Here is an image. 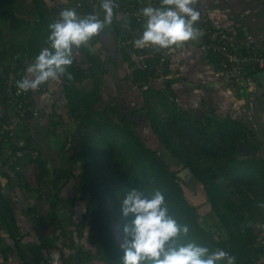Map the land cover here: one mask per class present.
Returning a JSON list of instances; mask_svg holds the SVG:
<instances>
[{"label":"trees","instance_id":"obj_1","mask_svg":"<svg viewBox=\"0 0 264 264\" xmlns=\"http://www.w3.org/2000/svg\"><path fill=\"white\" fill-rule=\"evenodd\" d=\"M26 1L0 0V104L7 112L12 107L7 103L8 95L4 91L6 80L11 75L17 81L22 79L27 62H33L43 48L50 47L48 26L57 20L62 11L60 3L50 6L48 0H32L35 10L31 12V18L26 19L19 7ZM99 9L103 10L100 3L90 6L84 4L80 8V14L87 12L97 15ZM21 26L32 29L31 36L23 42L12 37ZM110 27H114L118 35L123 33L119 15H115ZM136 28L144 30L142 23L136 24ZM199 39L197 42L202 44ZM128 48H131L130 52L134 57L129 55ZM128 48L124 49L125 59L133 57L131 65L136 64L137 60H140L141 65L140 68L135 66L124 80L136 85L142 92L144 107L129 114H120L118 120L108 113L111 106L101 110L99 106L103 102L106 61L91 46L81 47L79 49L85 53L91 65L86 69L81 67L73 53L74 62L69 71L74 79L69 81L66 77H61L63 94L72 119L70 123L74 126L69 137L72 144L64 143L63 146L66 151L71 149V152L75 148V138H80L79 150L65 159V164L58 166L51 164L41 151L36 158L29 153L20 158L17 151L21 147L16 143L5 147L2 140L0 176L6 177L12 185L13 174L24 181L16 170L19 165L26 166V160H33L38 164V191L42 193L48 188L53 193L51 211L47 216L39 217L37 207L33 205L27 212L34 223L59 224L58 239L63 240L58 247L61 264H92L98 257L104 264H123L124 252L122 244L116 239L113 224L119 223L125 237L124 227L130 225L135 216H123V199L133 187L143 191L149 198L157 190L162 192L170 215L179 224L187 225L190 229L187 236L181 234L182 243L195 242L211 251L222 249L236 258V264H264L260 262L264 256V157L261 154L264 142L255 135L251 136L240 119L207 118L199 113L189 112L175 101L174 97L179 96L172 87L174 81L167 77L170 59H167L166 52L159 50L156 57H151L147 55L145 48ZM213 58L221 71L219 59L214 55ZM158 63L164 66L163 73L158 76H154V69L143 67V64ZM159 79L162 81L160 85L157 83ZM85 80L91 81V89L83 86ZM40 87L49 90L48 83ZM53 107L56 108V104ZM136 113L147 115L159 142L182 162L187 173L190 172V175H194L203 184L211 208L220 219L221 229L226 237L217 238L214 232L201 225L198 209L185 196L180 183L181 174L171 170L163 155L149 147L135 131V121L130 118V114ZM12 114L19 119V113L11 109L8 117L0 115V121L18 123L17 138L24 139L26 147L34 149L36 142L31 122L41 117L27 114L20 118L23 122L19 123ZM62 117L64 116H58L54 110L48 116L45 126L55 133L56 125L64 120ZM203 118H207V122ZM240 140L248 143V153L252 158H238L241 153ZM6 151L10 153L7 154ZM77 163L83 164L80 174L75 169ZM73 181H76L73 186L75 194L65 196L64 188ZM85 200L84 212H78V204ZM67 207L71 211L65 213L64 220L61 210ZM17 217L11 197L0 189V222L16 246L21 260L19 264H48L52 253L49 236L37 230L35 235L31 232L34 242L28 244V249H24L25 235L20 232ZM84 237L88 238L90 248L82 242Z\"/></svg>","mask_w":264,"mask_h":264},{"label":"clouds","instance_id":"obj_2","mask_svg":"<svg viewBox=\"0 0 264 264\" xmlns=\"http://www.w3.org/2000/svg\"><path fill=\"white\" fill-rule=\"evenodd\" d=\"M199 2L160 0L158 7L142 8L144 30L134 40V46L172 50L197 40L202 35L197 26L201 19ZM101 7L102 19L96 14L81 16L71 8L58 14L59 18L48 26L50 47L43 48L27 66L23 78L16 82L17 94L37 90L50 81L60 82L61 77L74 79L69 71L74 62V48L90 47L92 39L112 25L118 5L115 0H102ZM122 213L124 217L135 216L124 227L123 264H236V258L222 249L211 251L195 242L182 243L181 234L187 236L190 229L170 215L165 196L159 190L149 198L138 188L129 189Z\"/></svg>","mask_w":264,"mask_h":264},{"label":"rangeland","instance_id":"obj_3","mask_svg":"<svg viewBox=\"0 0 264 264\" xmlns=\"http://www.w3.org/2000/svg\"><path fill=\"white\" fill-rule=\"evenodd\" d=\"M74 1V2H73ZM50 6L57 5L58 2L61 4V9L64 10L66 8L74 9L79 15L82 16L81 13V6H79L77 0H48ZM77 2V3H76ZM23 10L30 11V14L26 15V18L31 16V12L35 10V4H33L32 0H27L22 5ZM58 16V15H57ZM59 16L57 17V19ZM104 31H102L100 34H98L96 37H94L90 43V46H92L93 41H97L98 39L101 41V37L105 39L103 36ZM113 33V32H112ZM121 46V45H120ZM94 49L100 50L101 46L99 45V41L97 42V45L93 47ZM113 48L117 52L115 55V62L114 61H108L106 60V68L107 73L104 75L105 77V87L103 90V102L99 106V108L106 109L108 106H111L112 109L108 110V113L116 120H118V115L123 114H129L132 113L134 108V104H132V100L138 104V100L136 99L135 95L137 92L136 86H133L129 88L127 86V82L123 81L121 77L123 75L121 74L122 71H127L126 67L122 66V63L125 65V63L122 61L124 59V55L122 54V49L118 46H113ZM73 53L76 56L77 63L83 68H88L91 63L88 61L85 53L81 51L80 49L73 50ZM187 68H191L189 66H186ZM124 72V73H125ZM173 73V72H172ZM121 75V76H120ZM225 76V75H224ZM227 80L229 78L225 76ZM160 80V79H159ZM158 80V81H159ZM161 81V80H160ZM157 82L162 84L161 82ZM231 81V80H229ZM130 83V82H128ZM255 84V83H254ZM253 84V85H254ZM83 86L87 89H91L92 84L90 80H85L83 82ZM257 87V86H256ZM62 92L61 97H54L52 104H56V108L49 107L48 116L56 111V114L58 116L63 115L62 120L60 124L56 125V132L53 133L47 129L46 126H39V122L36 120H33L31 124L37 126V128L33 129V134L35 135V142L34 144L35 148L30 149L27 148V153L31 154L32 157L36 158L38 157V152L41 151L44 156H46L49 160V162L53 165H62L65 164V159L69 158L70 155H73L79 150V144H80V138H75V148L70 152L66 151L67 149L63 146L64 143L67 145H71L72 141L69 139L71 134L74 131V126L71 125L72 119L69 116V107L67 104V100L64 97V90L63 88L60 89ZM247 90L252 91V85L247 86ZM250 91V92H251ZM253 92V91H252ZM257 93V92H256ZM189 95V94H187ZM193 100L194 97L187 96L184 98L185 102H187L186 99ZM180 102L182 101V98L179 96ZM216 99V100H215ZM198 100V98H197ZM196 101V100H195ZM192 101V102H195ZM204 104L199 105L197 104L196 108L193 109L192 113L194 114L196 111H202L201 115L206 116L207 118L216 117H231L230 114L226 112V110H223L221 105L219 104L220 99L216 97H209L207 99L203 100ZM182 103V102H181ZM180 103V104H181ZM98 107V106H97ZM39 110V116L41 117ZM200 114V113H199ZM130 118L135 121L134 129L138 133L139 136L147 143V145L151 148L156 149L161 153L168 163L171 170H174L176 172H179L182 176V180H180V183L184 189L185 196L188 199V201L193 204L197 209L199 213V222L203 227H205L207 230L214 232L215 237H226V234L222 231V226L220 219L216 216L215 212L211 208V203L208 200L206 190L203 188V184H201L194 175H190V172H186L184 174V167L182 162H180L178 159H176L170 151H168L164 145H162L155 133L152 131L150 127V120L147 119V115L145 113H136V114H130ZM11 116L15 117V120H17V117L15 114H12ZM207 118H203L204 122H207ZM232 118V117H231ZM41 119V118H40ZM12 122V121H9ZM42 122H46V119H43ZM71 122V123H70ZM16 123V122H12ZM18 124V123H17ZM19 127V124H18ZM247 128V127H246ZM248 129V128H247ZM248 133H252L256 137H258L259 140H262V135H264V131L260 133L251 132L250 129H248ZM25 141V140H24ZM255 142V141H254ZM12 143H20V140L17 138H13L9 143H6L5 147H8ZM63 146V147H62ZM261 154L264 157V146H262ZM10 151L7 152L9 154ZM20 158H23L24 155H18ZM239 159H248L252 158V155L250 153H240L238 155ZM12 161V160H10ZM75 169L78 174H80L83 170V164L77 163L75 164ZM16 170L22 175L24 178L23 180H20L16 174H13V184L11 185L10 181L4 176H0V189L3 193H5L7 196L11 197L12 203L14 204V207L17 211V222L20 226V232L22 235H25V238L23 240V247L24 249H28V244L30 242H34V239L31 235V232H41L47 236H49L52 246H51V258L50 262L48 264H61V255H60V249L58 247L61 246L63 240L58 239L59 236V228L58 223H34L32 222L28 216L27 209L33 205L37 207V214L39 217H45L47 214L50 213L51 207H50V201L53 197V193L48 190V188L44 189V191L41 193L38 191L39 182H38V175L40 172L38 164H36L33 160H26V166L19 165ZM187 170V168L185 169ZM12 173V172H11ZM77 180V179H76ZM81 181V180H80ZM76 182V181H75ZM74 181L67 185V187L64 188V195L65 196H72L75 194L73 186ZM29 186V187H28ZM73 193V194H72ZM79 195H77V198ZM86 200L81 201L77 206L78 212H84ZM67 211H71L70 207L63 208L61 210L62 213V219L65 220ZM34 229H33V225ZM114 233L116 235V239L120 244H123L125 241V237L120 229L119 223L114 222L113 224ZM223 232V233H222ZM29 233V234H28ZM0 236H2V240L0 243V264H19L20 263V256L18 254V251L16 249L15 244L12 242V240L9 238L6 231L3 229V225L0 222ZM82 242L87 246L88 248L91 247L89 240L87 237H84ZM27 251V250H26ZM30 258L32 256L30 253L28 254ZM91 264V263H90ZM92 264H104V262L98 257L95 259V261Z\"/></svg>","mask_w":264,"mask_h":264},{"label":"crops","instance_id":"obj_4","mask_svg":"<svg viewBox=\"0 0 264 264\" xmlns=\"http://www.w3.org/2000/svg\"><path fill=\"white\" fill-rule=\"evenodd\" d=\"M135 1L136 0H125V2L130 4H135ZM22 5L23 3L19 5V7H21L20 12L26 18V15L30 14V11L26 10V8L23 10ZM99 10L100 11L97 12V15L102 19L104 12L101 9ZM197 10L201 13V19L197 25L199 29H201L204 24L221 26L237 34L238 37L253 36L259 45H264V0H200L197 5ZM26 19H29V17ZM142 25H144V23H142ZM31 30L32 29L29 26H21L12 37L23 42L31 36ZM103 36L105 39L101 37V41L97 40L91 46V49L96 51L104 62L106 60L115 62L114 58L117 52H115L116 50L113 46H119L121 49L123 48L121 50L124 55L122 61L125 65L122 63V66L126 67L127 71H122L121 74L123 77L121 78L125 81L124 77L130 75L135 66L139 67L141 65L140 60H137L138 57L135 58V60H137L136 64L131 65L134 57L130 52L131 48L129 49L128 47L120 46L123 38L121 37V33L118 35L114 27H107L104 30ZM199 38L201 39V37ZM198 39L187 43L182 48L161 50L162 52H166L168 54L167 59H170V67L166 70L168 73L167 77L169 79L171 78V81H174L172 87L176 94L182 98V103L180 102L181 106L192 113L197 104H204V99L216 97L220 99L219 104L222 109L226 110L232 118L240 119L252 132H263L264 71H258L254 74L253 81H255V84L252 85L253 92L251 90L250 92L247 90V86L237 85L232 81L227 80L224 74L219 71L218 65L216 64V61H214L213 56L202 44L197 42ZM200 39L199 41L202 43ZM98 41L101 49L97 51V49H94L93 47L97 45ZM131 45L135 50L138 49L134 46V43ZM126 48L129 49V55L133 56L130 60L125 59L124 49ZM27 63L29 65L32 61H28ZM186 66L191 68H187ZM25 72L26 71L24 70V75ZM125 82H127L129 88L136 86L131 82ZM48 87L49 90L43 88L31 90L35 103L38 105L39 110L42 111L40 112L41 119L39 118V120H37L39 126H42V128L46 125V122L44 123L42 120L46 119L47 121L49 107L52 106L53 108V98L61 97L62 95L60 90L62 88V81H50L48 82ZM136 88L137 92L135 97L138 100V104L136 105L134 100L131 102L134 104V108L138 109L144 107V105L142 92L137 86ZM187 96L194 98L193 100H189L188 98L186 99L187 102H185L184 98ZM10 110L7 112L6 108L0 104V115L8 117ZM201 112L202 111H196L195 113L201 114ZM18 120L19 123L23 122L20 119H17V121ZM24 124H26L25 121ZM31 128L32 130L37 128L36 124H31ZM33 136L35 137L34 134ZM261 141L264 142V135H262ZM32 234L35 235V232H32ZM261 261L264 262V256L261 258L260 262Z\"/></svg>","mask_w":264,"mask_h":264},{"label":"built area","instance_id":"obj_5","mask_svg":"<svg viewBox=\"0 0 264 264\" xmlns=\"http://www.w3.org/2000/svg\"><path fill=\"white\" fill-rule=\"evenodd\" d=\"M77 1L81 9L84 7V4L90 6L93 3H102V0ZM115 2L118 8L114 9V12L121 17L123 29V33L121 34L123 39L120 45L122 47L132 46L131 44L134 40L139 38L143 32L141 29L136 28V24L145 22L141 9L146 6L158 7L160 0H137L135 4L125 3V1L120 2L118 0H115ZM87 14V12H84L82 16ZM200 30L202 32L200 39L202 45L212 56L214 55L219 59L222 73L237 85H253L255 82L253 81L254 74L264 70V45H259L253 36L238 37L237 34L221 26L204 24ZM145 49L148 56L156 57L158 50L150 47H146ZM153 64H143V67L154 69V76L162 74L164 66L160 65V63L157 65ZM16 82L17 80L13 75L9 76L5 82L4 91L8 95L7 103L11 105V109L19 113V119L27 114L38 116L39 107L35 103L31 90L27 93L21 92L17 94ZM174 99L177 102L179 101L177 97H174ZM18 130L17 123L0 121V143L2 140L5 144L9 143L11 139L17 136ZM18 146L21 149L17 151V155H25L27 152L26 141L20 139Z\"/></svg>","mask_w":264,"mask_h":264},{"label":"water","instance_id":"obj_6","mask_svg":"<svg viewBox=\"0 0 264 264\" xmlns=\"http://www.w3.org/2000/svg\"><path fill=\"white\" fill-rule=\"evenodd\" d=\"M239 145H240L241 151H245L247 153L250 151L249 145L247 143H245L244 141L240 140Z\"/></svg>","mask_w":264,"mask_h":264},{"label":"flooded vegetation","instance_id":"obj_7","mask_svg":"<svg viewBox=\"0 0 264 264\" xmlns=\"http://www.w3.org/2000/svg\"><path fill=\"white\" fill-rule=\"evenodd\" d=\"M251 134V136H253L254 137V135L252 134V133H250ZM243 141V140H242ZM240 142V141H239ZM245 142V141H244ZM246 143V142H245ZM248 144V143H247ZM240 146V145H239ZM241 151V150H240ZM242 153L244 152V153H247V152H245V151H241ZM184 171H186L187 172V170H185L184 169Z\"/></svg>","mask_w":264,"mask_h":264}]
</instances>
